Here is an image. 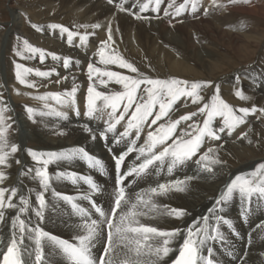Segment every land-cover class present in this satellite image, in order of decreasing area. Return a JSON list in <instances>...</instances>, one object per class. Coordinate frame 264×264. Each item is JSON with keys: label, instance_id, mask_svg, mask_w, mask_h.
<instances>
[{"label": "bare ground", "instance_id": "6f19581e", "mask_svg": "<svg viewBox=\"0 0 264 264\" xmlns=\"http://www.w3.org/2000/svg\"><path fill=\"white\" fill-rule=\"evenodd\" d=\"M60 1L63 4L66 3L69 7L68 11H70V14L64 16V18L66 17L64 25L71 31L79 32L81 35L85 32L88 33L89 39L86 44L79 42L80 36H74L72 43L69 44L67 33H61L59 29L50 28L52 23H58L56 19L60 18L64 12L56 13L54 16L49 15L48 18L50 21L47 22H40L39 20V22L32 21L40 30L33 28L27 31L25 28L26 26L24 27L14 20V25L11 26L6 33H0V51L1 49L3 51L5 48L8 49L10 44L13 46L14 41L17 40V36H23V40L26 39L32 46L44 50L45 53L44 59L41 60L40 53L24 51L27 56L26 63H19L25 68L33 70L31 73L26 74L25 79L35 83L37 87L29 88L19 83L16 78L17 64H14L15 70L9 73V81L12 82L11 85L13 86L11 90L18 100H16L17 103L14 105L7 99V104L5 105H8L10 108L12 107L15 111L13 120L19 131L14 141L9 137L6 138L7 144L9 145L6 151H10V145L13 144L17 145L19 150L17 155L12 154L9 156V166H0V171H3L6 176L4 181L0 183V187L8 189L9 191L13 188L18 190L17 196L12 199V203L16 204L18 207L11 209L5 207L3 210L4 220L0 222V261H2V255L4 251H6V245L11 241L13 232L12 220L17 215H20L26 222H30L33 227L39 225V227L43 228L46 232L52 233V235L58 238H66L70 240L69 242H76L75 238L77 234H85L83 228L85 218L78 215L70 203L65 200L62 201L61 198L54 196L53 190L64 195L77 197L78 199H76L75 202L82 208L88 209L91 213V219H100L94 208H92L90 201L79 199V197L90 195L97 205L102 207L105 212H110L113 208L117 191V177L129 170H127V167L125 168L126 161L136 166L144 159L143 157L137 159L139 156L138 153L127 155L123 161L120 174H117L115 171V158L121 153L126 152L130 144L127 143L128 138L120 139L119 146H116L114 142L117 139L116 132L118 130L124 131L128 117L126 116L125 120L117 125L115 133H107V139L104 140L100 135L102 132L106 131L108 113L111 112V109H106L103 116L98 112L94 117L88 118L84 113V111H87V105L85 103V100H87V89L91 83L96 84L98 91L111 92L122 90L121 86L114 82H109L107 87L101 85L97 77H93V80L90 81L87 72V65L89 63H94L97 67L119 72L123 75H135L130 73L128 69H119L115 65H102L99 63V56L97 53L101 42L107 39V28L109 26L112 27L113 39L115 40V44L112 45V47L127 61L133 63L134 66L139 69L140 73L154 78V73L152 75L150 73V71L154 69L161 78L168 77L165 75L170 74L169 76H176L180 79L186 74L191 75L193 71V75H199L197 70L193 68L194 66L180 59H178V62L169 65L166 59L162 58V56L167 55V49L162 42L166 43L170 41L169 37L172 32L169 31L168 26L169 23H171V18L172 20H176L173 14L165 15V13H161V11L153 10L150 6L148 10L141 12L140 9L145 0H111V2L110 0ZM167 1H169L168 4ZM177 1L179 0H174V4ZM200 1L202 3L204 1L203 8L198 9L196 12L192 10L186 12L184 16L188 15L189 18H191L197 15L202 22H209L210 20L209 17L206 16V11L212 10V12L216 13V5H213L212 0ZM170 4H173V0H161L160 7H166V5ZM120 5H123L126 11H121ZM205 6L209 7L207 8ZM234 7L238 9V7ZM10 8L13 10V7L10 6ZM52 8H54V6ZM14 12L15 14H19L17 11ZM136 15H140L142 18L137 19ZM43 18L45 17L43 16ZM217 18L219 22L220 18L218 16ZM94 24H100L101 27L92 28L91 25ZM83 25H87L88 27H81ZM201 28V30H204L203 27ZM131 31L135 43L130 40ZM212 31L215 30L212 29ZM239 31L236 32L241 35ZM159 38L162 39L160 43ZM152 41L159 44L156 46L155 50L151 51L149 50V44L152 43ZM157 47H159V51H157ZM194 48L196 51L195 45ZM21 49L22 48L19 50ZM156 52L158 54H156ZM199 52L200 51H198V53ZM202 53L203 51L201 50L200 55L205 56V54H209L208 52ZM52 54H56L60 59H52ZM159 55L161 58H159ZM195 55L197 56L196 53ZM64 59L70 60L68 67H64ZM203 59L204 58H202V63L204 62L205 64L206 60ZM37 70L49 72L51 74L47 77L37 76L35 74ZM263 76L264 71H262V74L248 76L246 78H251L254 84L253 80H255L256 77L263 79ZM228 77L231 79H228ZM246 78H242L240 84L241 88L248 94V99L246 101H264V85H262L264 80H261L262 82L256 85L259 81L257 80V82L251 86L252 84L250 85ZM103 79L108 80L107 77ZM194 80L198 81L197 78H194ZM232 81V76H227L224 79L225 84L227 83V86L224 85L225 88L228 87V85H230L229 83H232ZM2 83L5 86L4 80L1 82V86L3 87ZM74 86L77 87L75 105H61L54 98H49L46 101L35 98L48 93L70 91ZM201 93L202 91L200 94ZM45 104L49 105L51 109L66 113L67 119H62L54 114L44 116L36 114L30 118V115L26 111L27 107H33L37 109L38 112H47L49 109L44 107ZM76 106L80 109L79 115L74 114L73 110ZM243 106L245 105L243 104ZM201 107H203V105L201 106L199 102L190 103L189 97L188 100H186L185 97L179 98L173 104L168 117L158 121L156 125H150L149 121V124L144 126V130L141 133L143 137L142 139L139 138L136 143L140 147L143 146L147 132L151 130L150 126L153 127L154 131L158 125L165 123L168 119L178 120L180 117L187 114L196 113L190 120L181 121L176 129L177 136H179L183 130L187 129L191 131L189 125L195 123H200L202 125L205 117L198 111ZM116 115L119 116L120 112L118 111ZM218 122L215 120L213 126L218 127L220 125ZM261 123L260 121L256 123L255 126L259 129H264V127L260 126ZM238 127L241 128L242 125ZM88 129H91V132H89ZM95 129L100 132L97 133ZM257 132L259 131L257 130ZM93 136H95V139H93ZM135 136L136 132L133 130L130 137L135 139ZM234 137L235 135L233 137L228 135L227 131L221 134L220 140H213L206 137L197 156L192 157V159L186 161L184 164L177 165L171 172L168 171L169 165L166 160L162 165L155 163L141 176L133 175L127 177L125 180L126 198L130 199L131 202H135V196L137 194L147 193L151 188L158 187L160 184H172L177 180L187 181L184 191H176L173 189L165 195L152 196V202L157 205L155 209H152L151 205L148 207H143L142 205L137 206V211L146 213L137 216V220L140 224L156 227L161 231L170 232L177 229L179 230V234L173 237L168 244V247L171 248L172 251H170L166 257L159 260L158 264H172L176 260L179 255V249L184 239L187 237L188 228L194 225L197 227L200 226L196 224V222L200 221L202 224L201 218L203 216H210V223H215L214 216L210 215L209 209L213 208L215 201L219 198L221 193L226 190V186L232 179L237 175L250 176L251 173H253L252 166L257 163V158L255 155L253 156V154L262 150L263 146L259 144V146H255L253 143H237ZM173 139H175V137H173ZM25 142H28V145L30 142L35 143L36 147L32 148L25 146ZM167 143L171 144L172 140H169ZM76 148H84L89 155L102 161L103 167H90L87 164V160L80 157L50 164L48 166V172L53 179L51 188L45 193L47 207L44 209V219L42 221L38 220L35 216V209L38 207L36 196L37 193L43 189L38 180L33 179L35 174L34 171L29 172L28 170H34L40 165L33 160L28 150L31 149L37 152L48 153L70 151ZM208 148H213L219 160L222 161L220 164L212 165L214 169L212 172L203 170L201 163H197L199 156ZM160 150V147L156 149V151ZM16 161H19V163ZM60 172H74L79 178L75 183L67 178L58 179L56 178V174ZM86 177H91L92 181L98 186L99 191H92L90 185L86 183L84 179ZM7 196L8 193H6V199ZM20 196L29 198L31 204L29 211L24 214L18 211ZM221 207L223 211L218 210L216 214L222 216L225 220L231 221L232 227L221 222L220 232L223 235V240L209 241L206 247L201 249V255L207 256L208 248H211L213 250L212 258L217 264H264V238L261 239L264 234V227H262L264 226V197L253 196L251 204H248L247 202H242L238 194H234L233 199L226 204H222ZM173 209L183 210L184 215L181 217L169 215L168 213ZM245 209H249L247 211L246 220L243 215ZM125 210H127V206L122 203V207L118 210L117 216L121 211ZM235 231L236 233H234ZM227 236L228 238H225ZM165 239H167V237L150 235L146 243L153 247L163 246V241ZM106 241L107 229L105 226L104 231L97 238L92 247V255L94 258L98 259L101 256ZM41 243L43 246V260L41 264H69L67 258L55 245L51 244L47 239L42 240ZM247 245H251L248 249L249 251L246 250ZM19 247L22 252L24 264H35L36 245L34 241L28 238L27 233L25 234L23 244L19 245ZM240 247L242 249H240ZM28 253H31V255ZM240 259H242V262H240Z\"/></svg>", "mask_w": 264, "mask_h": 264}, {"label": "snow or ice", "instance_id": "6c2138e0", "mask_svg": "<svg viewBox=\"0 0 264 264\" xmlns=\"http://www.w3.org/2000/svg\"><path fill=\"white\" fill-rule=\"evenodd\" d=\"M111 2V0H110ZM199 0H185L184 4H181L176 8L175 15H180L185 8L190 5L193 12L197 10ZM213 5H217V0H212ZM250 4L251 0H228V4ZM161 0H145L142 4L140 11L148 10L149 6H154V10L159 11ZM174 4V0H173ZM173 4L169 6L172 7ZM218 6H225L220 4ZM121 11H126L123 5H120ZM169 15V13H165ZM137 19H141L140 15H136ZM33 28L40 30L37 25L33 24ZM81 27L87 28V25ZM92 28H100V24L91 25ZM51 29H59L61 33L68 34V43H72L74 36H80V40L83 44H86L89 36L88 33L81 35L79 32H73L69 28L52 24ZM115 44L113 39V30L109 26L107 28V39L101 42L97 55L99 56V63L102 65H118L120 68L128 69L130 73L135 75H123L119 72L109 71L101 67H97L94 63L87 65L88 78L90 81L93 77L99 78V83L107 87L109 82H114L120 85L121 91L104 92L98 91L95 83H91L87 89V111L88 117H94L98 112L103 116L106 109H111L108 113L107 128L105 132L101 133L104 139H107V133H115L117 125L121 121H126V127L123 132L119 133V137L116 142L119 143L120 139L128 138L132 135L133 130L136 132L135 139L130 141V146L126 152L121 153L115 158L116 169L119 172L125 157L133 152L137 151L140 157H144L141 163L130 168L124 174L117 177V191L114 200V207L110 212L97 206L95 201L91 199L90 195H83L79 199L89 200L92 208L98 214L100 219H91V213L88 209L82 208L75 201L77 197L64 195L53 190V195L67 201L71 204L72 208L78 215L85 218L83 224L84 233L78 235L72 243L67 240L61 239L46 232L39 225L31 226L30 222H26L20 215H17L12 220V238L8 245H6V251L2 255V261L0 264H24L22 259V252L19 245H22L25 239V234L30 240L35 242V264H41L43 260V246L42 240L47 239L51 244L55 245L61 253L67 258L69 264H158V261L166 257L171 248L168 247L170 240L179 234V230L173 231H161L156 227L140 224L137 220V216L146 214L137 211V206L142 205L148 207L151 205L152 209H155L157 205L152 202V196L165 195L173 189L176 191H184L187 181H175L172 184H160L158 187L151 188L147 193H140L135 196V202H131L127 199L126 188L124 182L129 176H141L147 172V170L156 162H160L161 165L167 160L168 171L171 172L177 165L184 164L186 161L197 156L202 148L205 138L213 140H220L221 134L225 133L231 135L233 131L240 125L246 123L245 117L250 113H264V108L256 107H242L238 111L242 115L237 114V110L229 105L224 99L221 98L219 92V85L215 86V94L211 97V102L206 103L198 111L205 118L200 123L189 125V130H183L179 136L176 135L177 126L181 121H187L196 115V113H190L180 117L178 120L168 119L165 123L158 125L153 131L147 132L144 145L137 148L136 142L140 138V134L144 130L146 124L156 125L158 121L169 116V113L173 107V104L181 97L192 98L193 103L200 102L203 97L200 92L205 87H212L211 81L205 82H190L188 80L180 78L159 79L151 78L143 73H140L139 69L134 66L133 63L127 61L112 45ZM24 51H30L32 53H40L41 60L44 59V50L32 46L26 39L23 40V50H17V56H23ZM52 59L59 60L60 57L56 54H52ZM70 63L69 59H64V67H68ZM16 78L20 84L26 85L29 88H35V83L29 82L25 79L26 74L31 73L33 70L25 68L21 64L16 65ZM37 76L47 77L51 73L36 71ZM107 77L108 80L103 79ZM77 87L74 86L70 91L48 93L43 96H37L36 99L48 100L54 98L59 104L75 105L76 103ZM235 95L241 100H247L248 97L242 90H237ZM99 105V106H98ZM45 108L49 111H39L33 107H27L26 111L30 115V118L36 114L44 115H56L62 119H67V114L64 112L51 109L49 105L45 104ZM122 107V111H121ZM5 107H3V99L0 96V166H9V156L16 153L19 147L15 144L10 145V151H6L9 147L6 139V132L10 125L5 124ZM120 112L117 116L116 113ZM76 114L79 115V110H76ZM216 117L221 118V124L218 127H214V121ZM91 132V129H88ZM175 137V139H173ZM247 133H243L241 138H246ZM95 139V136H93ZM172 140V143H167ZM249 143L251 141L249 140ZM160 147V151L156 149ZM29 154L33 160L40 165L36 169H29V172L34 171L33 179H37L42 187V191L37 193L36 200L38 207L35 209V216L38 220L44 219V209L47 207L45 199V193L51 188V182L53 177L48 172V166L57 161L71 160L76 157L86 159L89 166L93 168H102V161L89 155L84 148H76L70 151L59 152H37L29 149ZM19 163V161H16ZM197 163H201L203 170L212 172L214 169L212 165L220 164L215 150L208 148L203 154L199 156ZM6 178L5 173L0 171V183ZM56 178H67L73 183L79 178L74 172H60L56 174ZM93 192L99 191L98 186L92 181L91 177L84 178ZM192 179V178H188ZM17 189L13 188L10 191L3 187H0V222L4 220L5 207L17 208L18 206L12 203V199L17 196ZM6 193H8L6 199ZM234 194H238L242 202L251 204L253 196L264 197V163L258 166V169L251 173L250 176L237 175L226 186V190L221 193L219 198L215 201L213 208L209 209L211 216H214L215 223H210V216H203L200 221H197L193 227L188 228L187 237L184 239L182 246L179 249V255L174 261V264H217L212 258L213 250L208 248L207 256L201 255V249L206 247L209 241L223 240V235L220 232V223L223 222L229 227H232L231 221L225 220L222 216L217 215V211H223L222 204H226L233 199ZM147 197V198H146ZM20 204L18 211L21 214L27 213L31 207L29 198L20 196ZM122 203L127 206V210L121 211L117 216L118 210L121 209ZM245 209L243 215L244 219H247V211ZM169 215H175L181 217L184 215L183 210L173 209ZM107 229V241L101 257L94 258L92 255V247L97 238L102 234L104 228ZM264 227V226H262ZM18 230V231H17ZM151 236H163L167 237L163 241V246L153 247L146 243ZM26 251V250H25ZM31 255V253H28Z\"/></svg>", "mask_w": 264, "mask_h": 264}, {"label": "rangeland", "instance_id": "374dc122", "mask_svg": "<svg viewBox=\"0 0 264 264\" xmlns=\"http://www.w3.org/2000/svg\"><path fill=\"white\" fill-rule=\"evenodd\" d=\"M168 3L169 1H167V4ZM184 3L185 0H179L175 4H173L172 7L166 5V7L159 8V11H161V13L167 12L169 14H173L175 16L174 18H176V20H172L171 18V23H169L168 26L169 31L172 32L169 37L170 41H167L165 43L161 41L162 40L161 38H159V43L160 42L164 43V47H166L167 49L166 51L167 55L162 56V58H165L167 64L169 65H171L174 62H178V59H180L183 62H186L191 66H194L193 68L197 70V73L199 75L198 76L193 75L194 74L193 71L191 75L190 74L184 75L182 78L184 80L186 79L190 82H205V81L212 82L213 84L212 87H205L204 89L201 90L202 91L201 96L205 97V98L203 97V99L199 102L201 106L211 101V97L215 94V86L219 85V89H220L219 94L221 98L224 99L234 109H236L238 115H242L238 111L242 107H248V108L256 107L258 109L264 108V101H256V100L254 102L253 101L249 102L246 100L244 101L239 99L235 95V92L237 90H242L244 94H246V96L248 97L246 91H244L241 88L240 85L241 79L246 78L248 76H255L262 74V71H264V0H251L250 4H239V5L228 4V0H217V5L215 6V10L216 13L217 12L218 13L216 14L212 12V10H208L209 12L206 11V16H208L210 20L209 22H205V21L202 22L199 19V17H197V15L194 17L192 16L191 18H189L188 15L184 16L186 12L192 10L190 5H188L185 8V10L181 12L180 15H175L176 8ZM203 4L204 1L202 3L199 0L197 10L203 8ZM220 4H223L225 6L223 7L218 6ZM10 6L13 7V10L10 8ZM53 6L54 8H52ZM234 6L238 7V9H236ZM67 7L68 5L66 3L63 4L60 0H53V1L52 0H13V1L0 0V33L1 34L6 33L11 28V26L14 25L13 24L14 20L22 24L24 27L26 26L25 28L27 31H29L30 29L32 30L33 29L32 25L34 24L35 21L36 22L50 21V19L48 18L49 15L54 16L56 13L59 12H64V14L61 15L60 18L56 19L57 22L59 23L56 24L58 25L61 24L63 26L65 24L64 21H66V17L64 18V16L70 14V11H68L69 7L68 8ZM150 7L153 8L154 10V6L150 5ZM205 7L208 8L209 6H205ZM14 11H17L19 14H15ZM43 16L45 18H43ZM217 16L220 18L219 22L217 20L218 19ZM201 27H203L204 30H201L202 29ZM212 29H214L215 31H212ZM236 31L241 32V35L238 34ZM23 39H24L23 36H17V40L15 39L16 41H14L13 46L10 44V47L8 48L9 50L5 48L4 51L2 49L0 51V96H2L3 99V107H5L6 109L4 112L5 124L10 125V127H8L6 132V138L9 137L13 141L16 139V136H18V131H19L18 128L16 127L15 121L13 120L15 111L13 110L12 107L10 108L8 105L5 104H7L6 103L7 99H9V101H11L14 105L15 103H17L16 100H18V98L14 95L13 91L11 90L13 86L11 85L12 82L9 81V73L15 70L14 68L16 64H19L20 62L26 63L27 56L25 53H24L25 55H23L22 57L16 55L17 49L18 50L20 48L23 49ZM130 40L133 42L135 41L132 35V31L130 33ZM79 42H81V40ZM159 43L152 41V43L149 44L150 45L149 50L151 51L155 50L156 46H158ZM194 45L196 49L200 51L199 53L197 50L195 51ZM158 48L159 47H157V51H159ZM201 50L203 51L202 54L207 52L209 54L208 55L205 54V56H202L200 55ZM195 53L197 54V56L195 55ZM156 54L158 53L156 52ZM12 57L15 58L13 59ZM159 58H161L160 55ZM202 58H204L203 60H206L205 64L204 62L202 63ZM115 66L121 69L118 65ZM150 73L151 75L154 73L153 77L159 79L177 78L176 76H169L170 74L165 75L168 77L161 78L159 74H157L156 71H154V69H152ZM227 76H232L233 81L232 83H229L230 85H228V87L225 88V86H227L226 85L227 83L225 84L224 79ZM194 78H197L198 81L194 80ZM228 79L231 78L228 77ZM3 80L5 86L2 83L3 84L2 87L1 82ZM246 80L249 82L250 85L252 84L251 86H253L257 82V80L259 81L257 82L256 85H259L260 84L259 82H262L261 80H264V78L261 79L256 77V79L253 80L254 84L251 81V78H246ZM262 83H263L262 85H264V82ZM185 98L186 100H188V97ZM85 103L87 105V100H85ZM190 103L193 104L192 98H190ZM243 104L245 106H243ZM77 109L79 110L80 113V109L76 106L73 110L75 115H77L76 114ZM84 113H86V111H84ZM247 117H249V118L245 117L247 124L246 123L243 124L241 128L237 127L236 130L232 132L231 136L233 137L235 135L234 139L235 141H237V143L244 142L242 144H246L249 143L250 140L252 141L250 144L253 143L255 144V146H259V145L263 146V149L261 148L262 150H259L258 152L253 154V156L255 155L257 158V163L252 166V172H254L258 169V166L261 163H264V129H259L258 127L255 126L256 123L261 121L262 123L260 126L264 127V113H260L258 111L256 113H251V115L249 114ZM215 120L217 122L219 121L218 122L219 124H221L222 122L220 117H216ZM150 129L153 130V127L150 126ZM257 130L259 132H257ZM96 131L97 133L100 132L99 130ZM121 132H122L121 130H118L116 132L117 138L119 137V133ZM243 133H247L246 138H241ZM142 137L143 135L140 134L141 139ZM123 139H127V138H123ZM132 139L134 138L128 137L127 143L130 144V141ZM114 144L116 146L120 145L119 143L116 142V140ZM25 146L34 148L36 147V144L30 142L28 145V142H25ZM136 147L139 148L140 146L136 143ZM133 153H138V152L133 151L128 155H132ZM14 154L17 155L18 151ZM156 163L161 165L160 162H156ZM132 166H133L132 163L126 161L125 168L127 167V170L132 168ZM234 233H236V231ZM77 236L78 234L76 235V237ZM228 236L225 238H228ZM263 238H264V234L261 237V239ZM66 240L70 241L69 239ZM72 242L74 243V241ZM247 246H246V250H248L251 245L248 247ZM240 249L242 248L240 247ZM242 259H240V262H242Z\"/></svg>", "mask_w": 264, "mask_h": 264}]
</instances>
